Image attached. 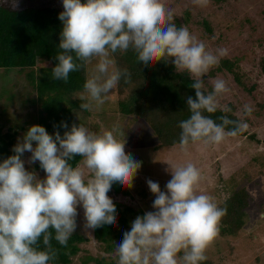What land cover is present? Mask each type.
<instances>
[{"label":"clouds","instance_id":"clouds-1","mask_svg":"<svg viewBox=\"0 0 264 264\" xmlns=\"http://www.w3.org/2000/svg\"><path fill=\"white\" fill-rule=\"evenodd\" d=\"M210 0H193L205 7ZM58 19L62 22L52 78L67 82L76 72L96 60L79 94L81 110L99 109L121 79L127 84L131 73L116 66L114 54L132 49L145 67L167 57L178 72L192 79L195 98L186 97L190 117L179 124L181 152L190 145H218L235 137L248 125L243 121L210 115L221 105L219 97L230 90L225 80L205 76L215 67L225 49L207 50L185 25L177 27L174 11L161 0H62ZM18 0H12V8ZM168 60V61H169ZM244 112L251 113L249 105ZM231 125V128L228 126ZM63 136L50 135L43 126H31L13 147L14 155L0 163V264H49L56 258L51 245L54 239L66 246L76 230L77 208L82 206L85 227L97 229L115 226L117 211L108 196L113 183L131 187L141 162L126 153L125 133L114 126L111 130L93 132L83 124H61ZM35 143V147L33 144ZM31 153L29 163L39 161L46 173L39 179L27 171L22 156ZM79 155L82 161L73 167L69 161ZM166 171L171 179L166 191L157 182L147 180L155 199L154 211L137 216L131 230L116 245L117 264H200L206 249L219 231L227 210L214 203L207 194H197L200 170L192 163L171 164ZM87 172V177H86ZM42 238L44 250L39 249ZM183 253L182 255H179Z\"/></svg>","mask_w":264,"mask_h":264},{"label":"rangeland","instance_id":"rangeland-1","mask_svg":"<svg viewBox=\"0 0 264 264\" xmlns=\"http://www.w3.org/2000/svg\"><path fill=\"white\" fill-rule=\"evenodd\" d=\"M161 2L174 11V22H177L176 14L185 18L189 11L210 22L212 34L202 29L193 32L188 27L198 40L205 43L207 50L215 53L217 49H225L230 57H233L232 54H243L239 68L235 69L243 86L232 74H219L217 77L226 81L230 91L218 99L221 105L229 107L233 104L236 107L235 116L247 123L245 131L256 139H250L247 135L227 137L218 145L197 143L190 145L187 153L181 152L176 145L165 147L142 118L118 113V98L111 91L99 109L74 110L75 119L98 133L119 126L125 136L117 138L126 139V153L141 162L132 186L127 187L130 195H112L124 207L134 210L129 214L124 233L131 230V223L137 216L154 211L152 204L155 196L148 188L147 180L157 182L161 191H166V184L171 179L170 172L166 171L169 165L192 163L201 172L197 194L211 196L218 207L242 189L247 190L251 198L243 229L235 236H224L219 226L217 236L206 249L207 258L214 264H264V67L261 66L264 60V0H210L205 7L197 6L193 0ZM95 63L96 60H93L89 68L92 69ZM210 71L204 78L208 91L212 90L209 79L217 78L211 76ZM28 73L0 70V129L4 134L11 130L17 133L15 145L31 126L39 125L48 116ZM75 98L79 101V94ZM244 105L251 107V113L244 112ZM30 157L29 152L22 156L26 170L34 171L39 179H44L46 173L37 171L35 164L38 161L30 164ZM77 212V227L73 235H78L83 241L79 244L80 252L73 257L71 264H84L85 257L103 256L110 259L112 254L106 252L105 246L96 240L93 229L85 227L82 206H78Z\"/></svg>","mask_w":264,"mask_h":264},{"label":"trees","instance_id":"trees-1","mask_svg":"<svg viewBox=\"0 0 264 264\" xmlns=\"http://www.w3.org/2000/svg\"><path fill=\"white\" fill-rule=\"evenodd\" d=\"M81 2L85 3L86 0H81ZM62 11H64L62 0H18L16 8H12V0H0V70L29 72V80L37 92L42 108L48 114L39 126H43L53 136L56 131L63 136L64 131L68 130L61 126L62 122L67 123L69 129L74 123L83 124L75 119L73 113L74 110L80 108L79 105L82 103V100L77 101L75 96L83 92V85L92 70L89 64L85 68L71 72L67 82L52 78V69L58 63L55 56L59 51V36L63 27L58 16ZM187 14L185 18L176 14L177 22L174 23L177 27L185 25L193 32L202 29L208 34L213 33V28L207 19L197 13L194 16L193 11ZM232 55L233 57H230V53H227L210 71V75L217 77L222 73H230L239 85L243 86L242 79L235 69L239 68V60H242L244 56L241 53ZM114 59L119 69H127L131 73L129 83L126 84L121 79L118 85L111 90L118 98V113L142 118L150 126L162 146L178 145L182 131L179 124L191 114L187 107L186 97L195 98V91L191 89L193 81L189 74L176 71L167 57L145 67L138 62L137 54L132 49L127 52L118 51L114 54ZM261 66L264 67V60ZM228 108L232 111L223 112L218 109L213 114L206 112L204 114L210 115L217 123L220 122L219 117L221 116L242 121L235 116L236 107L233 104ZM231 127V125L228 126V128ZM16 134V132L12 133V130L4 134L0 129V163L14 155L12 149L15 146ZM247 135L248 132L243 130L237 136ZM248 136L250 139H256L254 135ZM81 161L82 157L76 155L69 163L75 167ZM35 169L43 171L39 161L35 164ZM112 195L113 197L128 196L130 192L127 187L113 183L108 196L116 206L117 223L115 226L105 225L103 228L93 230L96 240L105 246L106 252L111 253L112 257L110 259L103 256L85 257L84 264L91 261L93 264H117L116 245L123 240L124 229L129 223V214L134 213V210L124 207ZM250 200L248 191L242 189L224 201L220 206L227 210L219 224L222 235L235 236L243 229L247 216L246 208L249 207ZM49 231L53 233L51 245L56 251V258L49 261V264H71L73 257L80 252L79 244L83 239L78 235H73L66 246H61L54 239V230L49 229ZM44 248L41 238L39 249L44 250ZM200 264L214 263L207 258Z\"/></svg>","mask_w":264,"mask_h":264}]
</instances>
